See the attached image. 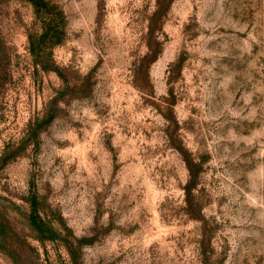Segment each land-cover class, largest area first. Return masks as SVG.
Segmentation results:
<instances>
[{
  "label": "rangeland",
  "instance_id": "obj_1",
  "mask_svg": "<svg viewBox=\"0 0 264 264\" xmlns=\"http://www.w3.org/2000/svg\"><path fill=\"white\" fill-rule=\"evenodd\" d=\"M0 264H264V0H0Z\"/></svg>",
  "mask_w": 264,
  "mask_h": 264
}]
</instances>
